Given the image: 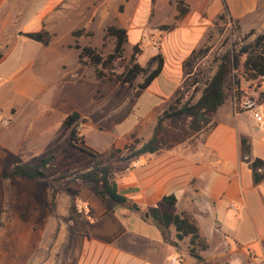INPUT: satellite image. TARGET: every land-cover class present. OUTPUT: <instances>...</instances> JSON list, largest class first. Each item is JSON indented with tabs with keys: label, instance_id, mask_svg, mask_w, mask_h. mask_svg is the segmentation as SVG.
<instances>
[{
	"label": "rangeland",
	"instance_id": "1",
	"mask_svg": "<svg viewBox=\"0 0 264 264\" xmlns=\"http://www.w3.org/2000/svg\"><path fill=\"white\" fill-rule=\"evenodd\" d=\"M199 1L0 0V35H6L2 51L6 53L14 48L13 54L0 65V103L10 98L9 77L17 67L16 58H20L28 76L48 85V90L38 99L48 105V135L41 132L35 139L21 142L20 134L27 129L26 117L14 125L12 118L0 115V119L9 121L0 126V264H61L67 255L77 252L82 234L71 226L79 215L78 193L89 191L85 187H73L69 181L89 170L91 163L85 155L65 146L68 131L61 124L66 115L74 111L80 113L84 120L80 135L100 154L101 162L110 161L115 171L135 169L131 161L137 157H128L141 146L143 137L137 135L143 130H146L145 135L153 131L157 117L173 101L181 85V67L171 65L132 102L143 78L138 77L132 89L110 77L97 79L93 69L84 63L86 60L79 62L77 47H91L106 56L112 48L111 41L104 39L107 28H123L128 35V44L123 50L125 61L129 60L132 47L137 45L136 62L144 67L149 58L161 54L163 49L169 53L175 51L168 38L186 26L184 19L175 21L182 10L186 9L192 17L200 14L207 18ZM217 17L204 22L206 30L195 48H209L202 63L210 62L248 32L242 31L236 20H218ZM170 26L174 29L164 30ZM35 31L44 33L43 39L49 40L47 45L23 37L24 33ZM121 72L122 68L115 65L114 73ZM241 82L251 91L257 88V82L246 83L243 78ZM161 93L164 95L160 98ZM227 95L234 109L236 106L238 111L244 110L242 105L235 104L233 91H228ZM242 95L244 92L239 90L238 99ZM247 98L243 103H260L253 94H248ZM37 125V131H42L41 125ZM211 125L200 133L205 135ZM199 138L201 136H193L189 141ZM29 145L35 148L27 149ZM117 150L120 152H115ZM48 152L55 156L58 169L53 177L58 179L56 185L60 193L56 195L54 206L51 205L53 184L17 179L11 186L8 180L1 178L3 169L33 162ZM62 226L68 231L64 242Z\"/></svg>",
	"mask_w": 264,
	"mask_h": 264
},
{
	"label": "crops",
	"instance_id": "2",
	"mask_svg": "<svg viewBox=\"0 0 264 264\" xmlns=\"http://www.w3.org/2000/svg\"><path fill=\"white\" fill-rule=\"evenodd\" d=\"M223 2L242 31L264 29V0H200L207 18L186 13L182 19L188 24L168 38L175 51L169 53L163 49L161 53L160 75L171 65L182 70L184 60L202 40L206 30L204 22L222 13ZM37 32L40 31L28 33ZM5 37L0 35V65L14 52V48H10L3 53ZM15 63L17 67L9 77L10 98L0 103V115L12 118L14 125L26 117L27 129L19 140L31 141L41 132L48 135V105L44 100L38 101L48 85L28 76L20 58H16ZM256 82L257 88L252 91L240 82L239 90L245 95L235 100V104L242 105L248 94H264V78ZM159 95L161 98L164 94ZM259 110L264 115V103ZM37 124L42 131H37ZM210 124L206 134H196L201 138L193 142L137 157L140 166L135 169L114 170L119 191L136 204L139 211L104 204L90 192L78 193L79 215L71 228H78L82 237L78 239L76 254L67 255L61 264H169L176 255L183 257V264H196L188 254L189 237L178 241L173 226L163 229L144 220L146 211L167 196L176 200L170 208L172 213L186 212L194 219L200 236L208 245L201 253L206 264H264V182L253 183L251 170L240 161L239 152L240 136L248 137L252 156L264 161V124L256 123L248 111H236L230 100L217 110ZM145 132L137 135L143 137L141 145L152 134V130L146 135ZM66 231L62 226L63 242Z\"/></svg>",
	"mask_w": 264,
	"mask_h": 264
},
{
	"label": "trees",
	"instance_id": "3",
	"mask_svg": "<svg viewBox=\"0 0 264 264\" xmlns=\"http://www.w3.org/2000/svg\"><path fill=\"white\" fill-rule=\"evenodd\" d=\"M188 11L182 10L175 21L181 20ZM218 20L228 19L227 6L223 2V11L217 17ZM174 26L165 27V31L173 30ZM44 33H24L23 37L43 45L47 40L43 39ZM105 40L112 43L110 52L103 56L91 47H83L79 50V62L87 64L93 69L97 79L110 77L117 83L133 88L138 77L143 82L137 85L135 94L131 98L135 102L141 92L145 90L153 80L161 73L163 57L160 53L152 56L142 67L136 62L139 54L137 45L132 47V53L126 62L123 50L127 44V32L123 28L110 26L104 36ZM209 52L208 47L194 50L182 64V82L174 94L173 101L156 119V124L150 139L142 144L130 157H140L146 154H154L163 150H171L185 143L200 133L210 124V117L223 106L228 97V91H233L238 100V91L241 79L247 82H256L264 78V29L256 32L249 30L243 36H239L226 51L214 56L208 63H202ZM115 65L122 68V72L115 74ZM260 104L264 103V94L258 95ZM84 120L78 112L68 114L62 127L68 131L65 146L85 155L91 163L90 169L76 175L69 181L73 187H85L94 197L104 204H113L126 207L130 211H139V208L130 199L125 197L118 189L114 181V167L110 161L101 162L100 154L87 146L80 135L81 125ZM120 152V151H115ZM240 161L251 170L252 181L255 185L264 182V161L254 158L251 154V142L248 137L239 138ZM113 157V155H111ZM55 156L48 152L43 157L33 162L18 163L12 168L2 170L1 178L8 180L11 186L17 179L38 181L54 185L51 205L54 206L56 195L60 193L56 185L58 179L54 175L58 173L55 167ZM173 196L163 197L154 207L149 208L145 214L147 218L158 227L167 229L173 226L176 231V239L181 241L189 237L188 254L195 259L196 264H206L201 253L208 248L207 242L199 234L194 219L186 212L174 214L170 208L175 205ZM70 216V220H72Z\"/></svg>",
	"mask_w": 264,
	"mask_h": 264
},
{
	"label": "built area",
	"instance_id": "4",
	"mask_svg": "<svg viewBox=\"0 0 264 264\" xmlns=\"http://www.w3.org/2000/svg\"><path fill=\"white\" fill-rule=\"evenodd\" d=\"M234 100H236V98H234ZM242 108L245 111H248L252 114V117L256 121V123H258L259 125L264 124V115L259 110L260 104H256L254 102L252 103L245 102L242 104ZM235 109L236 111H238L236 106ZM8 122H9L8 120L0 119V126L7 125ZM139 165H140V160L139 158H136V160L133 161V168H137ZM183 263H184V259L180 255H176L169 260V264H183Z\"/></svg>",
	"mask_w": 264,
	"mask_h": 264
}]
</instances>
